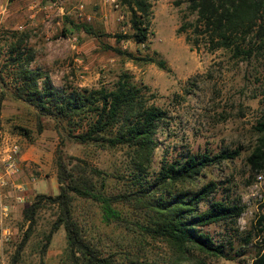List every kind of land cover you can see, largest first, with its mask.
Wrapping results in <instances>:
<instances>
[{
    "label": "rangeland",
    "instance_id": "rangeland-1",
    "mask_svg": "<svg viewBox=\"0 0 264 264\" xmlns=\"http://www.w3.org/2000/svg\"><path fill=\"white\" fill-rule=\"evenodd\" d=\"M177 1L181 3L178 4ZM152 23L149 40L139 45L133 40L120 43L113 36L131 33L129 12L119 0H0V69L5 63L12 34H27V46L35 52L33 66L46 70L59 88L112 87L122 71L130 72L139 84L150 87L151 103L165 109L166 121L157 134V150L153 171H158L164 158L173 161L188 153L223 149H240L234 160L206 168L199 183L216 181L218 189L211 199L239 203L245 211L237 224L221 222L204 228L217 242H224L230 254L242 253L233 259L215 257L194 251L187 264H251L256 256L259 238L258 221L264 215V169L256 171L247 157L255 147L259 121L264 120V53L251 59L234 58L225 49L210 51L204 43L193 48L186 33L178 34L188 3L186 0H151ZM67 17L89 23L94 30L105 33L100 40L84 31L69 29ZM196 16L187 19L194 20ZM71 29V28H70ZM103 44L120 47L137 56L158 53L167 61L171 72L155 63H137L126 56L103 48ZM1 108L0 151L19 145V172L0 190L9 215L0 222L6 234L0 242V264H11L29 223L23 210L38 193L59 192L56 158L58 150L85 159L108 173L125 172L130 157L123 150H103L95 145H82L69 138L48 117L41 118V131L36 110L16 100L10 89L0 83ZM29 129L21 134L18 127ZM108 190L118 192L122 181L108 180ZM25 188V201L19 202L18 186ZM100 204L77 198L76 216L88 236L107 252L118 258L127 254L157 264H167L173 252L168 244L143 234L136 226L102 218ZM119 207H133L129 204ZM205 208V207H204ZM134 222V213H127ZM55 220V209H42L18 264H42V239ZM251 235L250 242L245 239ZM66 232L58 230L44 258V264H61L66 247Z\"/></svg>",
    "mask_w": 264,
    "mask_h": 264
},
{
    "label": "trees",
    "instance_id": "trees-1",
    "mask_svg": "<svg viewBox=\"0 0 264 264\" xmlns=\"http://www.w3.org/2000/svg\"><path fill=\"white\" fill-rule=\"evenodd\" d=\"M126 7L131 33L113 35L117 42L133 40L145 45L152 23L151 0H119ZM188 3L178 34L186 33V40L199 49L204 43L210 51L225 49L234 58L248 60L264 53V0H186ZM180 4V1H177ZM196 16L194 20L187 19ZM71 30L84 31L102 39L108 36L97 32L86 22L67 17ZM71 28V29H70ZM8 56L0 69V83L10 89L12 96L36 110L40 131L41 118L53 119L56 127L82 145H95L103 150H123L130 157L125 172L108 173L77 156L69 160L61 149L56 158L59 192L56 195L38 193L23 210L29 223L11 264H18L37 222L39 212L47 207L55 209V220L42 239V264L54 234L64 228L66 247L61 264H157L127 254L118 258L107 252L88 236L86 226L76 216L77 198L100 204L106 224L116 222L134 225L143 234L165 241L173 252L167 264H187L194 251L215 257L233 259L242 253L230 254L224 242H217L204 230L207 226L230 222L237 224L245 211L239 203L211 199L218 189L216 181L199 183L203 171L211 166L234 160L240 149H223L218 153H188L173 161L162 159L158 171H153L159 142L157 134L166 121L165 109L151 103L154 94L150 87L139 84L128 71H122L112 87L59 88L42 67L33 66L35 52L27 46V34H12ZM103 48L126 56L137 63H155L171 72L167 61L158 53L137 56L134 52L103 44ZM0 99V115L2 100ZM1 127V120H0ZM256 129L259 137L247 160L256 171L264 169V120ZM28 136L29 129L18 127ZM122 181L118 192L108 190L109 179ZM129 204L133 207H119ZM205 207V208H204ZM134 213L132 222L127 213ZM260 245L251 264H264V215L258 221ZM251 235L245 239L250 242Z\"/></svg>",
    "mask_w": 264,
    "mask_h": 264
},
{
    "label": "built area",
    "instance_id": "built-area-1",
    "mask_svg": "<svg viewBox=\"0 0 264 264\" xmlns=\"http://www.w3.org/2000/svg\"><path fill=\"white\" fill-rule=\"evenodd\" d=\"M19 145L14 144L12 145L9 150L5 154H1L0 151V190L6 187L9 184V180L15 177L20 168L18 165L19 162ZM21 194L17 196L19 202H24L26 195H25V188L23 186H18ZM0 207L1 213L3 217H7L9 215V205L4 203L2 194L0 192ZM8 234L4 231L2 227V221L0 222V242L3 240L4 236Z\"/></svg>",
    "mask_w": 264,
    "mask_h": 264
},
{
    "label": "crops",
    "instance_id": "crops-1",
    "mask_svg": "<svg viewBox=\"0 0 264 264\" xmlns=\"http://www.w3.org/2000/svg\"><path fill=\"white\" fill-rule=\"evenodd\" d=\"M27 191V190H26Z\"/></svg>",
    "mask_w": 264,
    "mask_h": 264
}]
</instances>
